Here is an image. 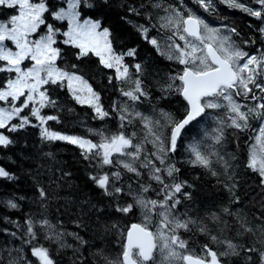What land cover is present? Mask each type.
<instances>
[{
	"label": "snow or ice",
	"instance_id": "snow-or-ice-1",
	"mask_svg": "<svg viewBox=\"0 0 264 264\" xmlns=\"http://www.w3.org/2000/svg\"><path fill=\"white\" fill-rule=\"evenodd\" d=\"M194 2L204 12L216 11V0ZM254 2L259 5L258 8L241 0H220L228 8L239 9L264 22V0ZM95 7L92 0H60L55 6L48 0H0V10H9L0 17V104L7 105L0 106V129L16 132L27 126L39 127L42 140L74 145L80 149L83 159L94 167L116 169L98 171L90 176L105 196L125 193L120 184L123 172L137 178L136 191L132 190L131 184L128 185L127 195L131 197V202L117 204L115 211L128 215L139 209L142 223H134L121 233V251L115 258H110L97 245L94 256L99 264H238L234 260L230 262L229 258L240 256L241 251L245 253L244 264H264V246L239 245L231 239L220 240L216 235H211L210 239L222 246L220 250L213 249L208 243L201 248L202 254L189 248L181 230L192 231L196 221L177 214L181 204V196L177 194L190 198V193L183 192L184 182H177L176 174L180 169L172 162V155L177 151L184 130L198 118L216 119L218 126L212 137L215 144H221L225 127L243 132L251 127V120H257L260 123L253 137L255 143L250 146L247 155L246 167L259 176L260 184L264 186V50H260L259 55L249 54L233 39V36H239L234 27L211 26L200 15L187 9L183 0L179 6L165 0H152L150 7L157 10L155 17H146L148 23L138 24L136 28L160 56L180 66L162 85L161 91L165 95L161 98L175 94L182 98L185 107L179 119L162 109L155 116L145 115L133 107L151 99L142 79L144 67L140 63L132 65L133 75L125 57H135V49L116 51L110 29L99 20L84 18L90 14L88 10ZM128 11L142 15L134 7H129ZM55 22H61L66 30ZM152 30L158 35H149ZM260 32L264 36V27L260 28ZM60 45L76 49L77 60L92 55L104 68L114 70L115 76L109 77V83L115 79L126 84L127 87L120 91L130 102L119 108L113 107V111L118 112L119 127L126 129L127 125L138 121L143 128L142 135L124 130L108 135L98 132L95 134L100 136V140L93 142L82 136L51 130L47 126L48 121L59 122L58 116L42 114L43 109L57 106L49 94L53 86L67 89L78 104L93 109L96 118L103 120L110 115L101 104L99 93L82 74L60 66L58 62L63 59ZM71 68L77 69L78 65L72 64ZM238 98L250 103H242ZM26 109L28 113H25ZM221 112L223 118H220ZM32 118L39 123L34 124ZM12 143L9 136L0 132V147H8ZM149 144L151 150L146 148ZM189 151L192 156L190 163L208 169L213 176L220 175L212 170V157L216 156L223 165L224 174L232 179L229 172L232 164L219 152L207 153L197 144L190 145ZM142 177L159 185L155 189L159 199L145 195L153 190V185L144 182ZM0 178L13 177L0 167ZM231 187L234 188L235 183ZM38 195L44 206L49 193L40 187ZM235 202H239L238 198ZM8 206L18 208V204L12 201H8ZM223 211L232 215L229 208ZM213 219L221 218L213 214ZM258 219L264 221V215ZM26 223L29 239L25 242L31 245L30 256L24 255L23 249H15L16 255L9 250L7 255L0 254V264H59L48 247L32 244L38 239L37 224L44 232L43 238L59 249L72 247L67 243L66 236H71L81 247L88 243L79 233L57 229L47 218L42 217L38 221L29 218ZM77 227H80L79 223ZM111 228L116 229L118 225L112 224ZM241 228L244 233L256 235L259 232L262 237L260 242L264 245V223L256 227L241 223ZM200 231L207 233L208 229L201 227ZM12 235L15 236V233Z\"/></svg>",
	"mask_w": 264,
	"mask_h": 264
},
{
	"label": "trees",
	"instance_id": "trees-1",
	"mask_svg": "<svg viewBox=\"0 0 264 264\" xmlns=\"http://www.w3.org/2000/svg\"><path fill=\"white\" fill-rule=\"evenodd\" d=\"M60 0H48V3L55 6ZM152 0H92L96 5L94 9L88 10L89 15L84 18L95 19L102 22L104 27L110 29L112 33L113 47L118 52H127L135 49V57L126 56L125 63L129 65L130 71L135 75L132 65L140 63L144 67L143 81L150 93V100L133 105V107L145 115H157L162 109L172 113L177 119L183 116L185 102L175 94L168 95L166 99L161 98L164 93L161 91L167 77L179 70V65L168 61L160 56L151 44L143 38L137 31L136 25L147 24L146 17H155L156 9L150 7ZM179 6L181 0H165ZM249 6L258 8L254 0H241ZM144 5L141 8V5ZM187 9H191L200 15L211 26L234 27L239 36H233L238 46L249 54L259 55L260 50H264V36L260 28L264 27V22L239 9H230L225 4L216 0V11L214 13L204 12V10L194 2V0H183ZM129 7L137 8L142 15H134L128 11ZM9 10H0V17ZM131 21V23H129ZM50 22H52L50 20ZM66 30L61 22H55ZM149 35H158L152 30ZM60 39V38H58ZM245 41H248L245 44ZM254 41V43H253ZM63 59L59 61L61 67L70 71H77L99 93L100 101L106 111L110 113L108 117L101 120L95 117L93 109L88 106H81L68 93L67 89L53 86L49 89V94L56 101V107H48L42 110V114L59 117V122L48 121L47 126L64 134L78 135L99 142V137L95 133L105 132L114 134L124 130L143 134L142 125L138 121L127 125L126 129H120L118 112L113 111V107L119 108L126 103L127 98L121 95V88L126 84L118 83L115 79L109 83V77H114L112 69L104 68L99 59L89 55L77 60L76 49L70 46L60 45ZM78 65L77 69H72L71 65ZM243 101L242 98H238ZM243 103H250L244 102ZM0 106L7 107V105ZM28 113V110H25ZM220 117L223 118V112ZM33 123L37 124L34 118ZM210 117H204L187 128L178 144L177 151L172 155V162L180 169L176 174L177 182H184L183 192L190 193V198L181 194V204L178 205L177 214L182 218H191L196 221L192 226V231L182 232V238L186 239L189 248L196 253H201V248L208 243L213 249L220 250L222 247L218 243H213L211 235H216L220 240L231 239L233 243L245 246H255L261 248L260 233L256 235L244 233L241 223H247L253 227L264 223L258 219L264 215V186L260 184L259 176L246 167L247 155L253 143L255 130L259 126V121L251 120V127L247 131L238 130L226 131L221 144L212 146L208 153L219 152L232 164L229 169L232 179L224 174L222 163L218 162L216 156L212 157V170L220 173L213 176L206 168L193 166L189 146L197 144L204 151L206 144L205 130L212 128ZM16 121H13L15 123ZM93 130L90 132L89 130ZM0 132L9 136L13 143L8 147H0V167L8 171L12 179L0 178V254L7 255V251L23 249L24 255L30 256L31 245L26 243L27 220L34 221L42 217L57 229L67 233H79L88 243L80 246L71 236H66L70 248L59 249L56 244L43 238L44 232L36 225L38 239L32 244H39L52 250V254L59 264H99L98 258L94 256L97 252V245L110 258L119 255L120 243L123 240L121 233L126 232L132 224L142 223V215L139 209L134 214L124 215L115 211L117 204L131 202V197L127 195L128 185L132 190L138 189L136 179L132 174L123 172V179L120 181L125 193L109 197L105 196L90 179L98 171H110L116 169H98L83 159L80 149L74 145L62 141L48 142L41 139L40 128L27 126L16 132H8L0 129ZM188 139V140H187ZM205 139V140H204ZM148 145H146L147 148ZM148 149H151L149 144ZM51 153V155H48ZM144 171V170H142ZM70 173V175H64ZM146 183L153 185V190L146 193L150 198L159 199L155 189L159 185L154 181ZM235 183V187L231 185ZM43 187L49 193V199L41 205L38 189ZM238 198V203H236ZM8 201L18 204V208L13 209L8 206ZM229 208L232 215L226 214L223 210ZM213 214L219 216L220 220H214ZM80 227H77V224ZM116 224L118 228L112 229L111 225ZM108 226L107 228L105 226ZM206 227L207 233H201L200 228ZM15 233V236L12 235ZM242 233V234H241ZM245 253L241 251L240 256L230 257L231 261L244 264ZM35 260V258H32Z\"/></svg>",
	"mask_w": 264,
	"mask_h": 264
},
{
	"label": "rangeland",
	"instance_id": "rangeland-1",
	"mask_svg": "<svg viewBox=\"0 0 264 264\" xmlns=\"http://www.w3.org/2000/svg\"><path fill=\"white\" fill-rule=\"evenodd\" d=\"M65 24H66V22H64ZM101 102V101H100ZM241 102V101H240ZM102 104V103H101ZM85 106H87V105H85ZM221 118V117H220ZM211 120H212V128L211 129H209L208 131L207 130H205L206 131V133H204V130L202 131L203 132V135H204V137H205V139H208V140H205L206 141V144H208V143H210V141L212 142V144L211 145H209V146H206V145H204V147H203V149H204V151L205 152H210L209 150L210 149H212V146L214 145V141H213V139H212V137L215 135V132H214V129L218 126L217 125V121H216V119H214L213 117H211ZM39 122L37 121V124H38ZM259 127V126H258ZM232 130H236V129H233V128H228V127H225L224 128V136H223V138L225 137V135H226V131H232ZM131 131H133L132 129H131ZM103 133H105V132H103ZM106 135H108L107 133H105ZM256 135V134H255ZM98 137H99V140H100V136L98 135ZM255 143V140L253 139V143L252 144H254ZM149 146V145H148ZM147 146V148H149ZM149 150H151V149H149ZM202 150V149H201ZM203 151V150H202Z\"/></svg>",
	"mask_w": 264,
	"mask_h": 264
},
{
	"label": "water",
	"instance_id": "water-1",
	"mask_svg": "<svg viewBox=\"0 0 264 264\" xmlns=\"http://www.w3.org/2000/svg\"><path fill=\"white\" fill-rule=\"evenodd\" d=\"M198 119H200V118H198ZM196 121H197V120H196ZM194 122H195V121H193V122H192L190 125H188L187 127L191 126ZM187 127H186V128H187ZM178 142H179V141H178Z\"/></svg>",
	"mask_w": 264,
	"mask_h": 264
},
{
	"label": "bare ground",
	"instance_id": "bare-ground-1",
	"mask_svg": "<svg viewBox=\"0 0 264 264\" xmlns=\"http://www.w3.org/2000/svg\"><path fill=\"white\" fill-rule=\"evenodd\" d=\"M240 47V46H239ZM251 125V124H250ZM247 131V130H246ZM188 140V139H187Z\"/></svg>",
	"mask_w": 264,
	"mask_h": 264
}]
</instances>
